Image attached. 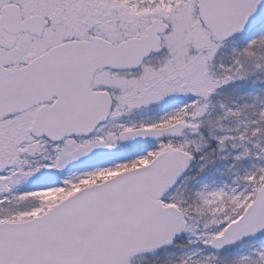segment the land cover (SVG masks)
Segmentation results:
<instances>
[{
    "label": "snow or ice",
    "instance_id": "snow-or-ice-1",
    "mask_svg": "<svg viewBox=\"0 0 264 264\" xmlns=\"http://www.w3.org/2000/svg\"><path fill=\"white\" fill-rule=\"evenodd\" d=\"M0 264H264V0H0Z\"/></svg>",
    "mask_w": 264,
    "mask_h": 264
}]
</instances>
